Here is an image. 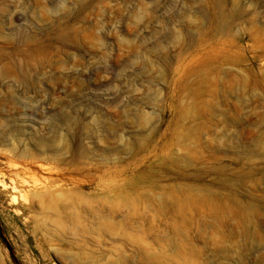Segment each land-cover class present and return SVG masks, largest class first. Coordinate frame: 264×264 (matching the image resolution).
Listing matches in <instances>:
<instances>
[{
	"label": "rangeland",
	"instance_id": "obj_1",
	"mask_svg": "<svg viewBox=\"0 0 264 264\" xmlns=\"http://www.w3.org/2000/svg\"><path fill=\"white\" fill-rule=\"evenodd\" d=\"M0 222V264H264V0H0Z\"/></svg>",
	"mask_w": 264,
	"mask_h": 264
},
{
	"label": "bare ground",
	"instance_id": "obj_2",
	"mask_svg": "<svg viewBox=\"0 0 264 264\" xmlns=\"http://www.w3.org/2000/svg\"><path fill=\"white\" fill-rule=\"evenodd\" d=\"M221 6H222V3L219 4L218 9H220ZM216 19L218 21L220 20L219 12H217ZM24 183L26 184V182ZM17 188L18 187L16 186L14 187V189H17ZM57 190H58V187L53 184L39 183L37 181H34L31 185L29 184V188L27 189L26 188L20 189L21 197H23L26 202H31L36 207H40V208H45L48 205V202H49L48 198L50 197V195H52ZM14 196L16 197V195Z\"/></svg>",
	"mask_w": 264,
	"mask_h": 264
},
{
	"label": "water",
	"instance_id": "obj_3",
	"mask_svg": "<svg viewBox=\"0 0 264 264\" xmlns=\"http://www.w3.org/2000/svg\"><path fill=\"white\" fill-rule=\"evenodd\" d=\"M0 236L3 238V240L7 243V246L9 249H11V245L7 242L6 238H5V235H4V232H3V228H2V224L0 222Z\"/></svg>",
	"mask_w": 264,
	"mask_h": 264
}]
</instances>
